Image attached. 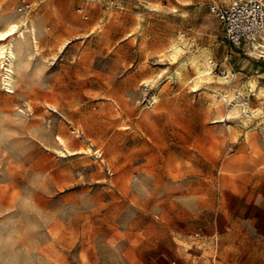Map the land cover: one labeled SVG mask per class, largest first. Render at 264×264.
<instances>
[{
    "label": "rangeland",
    "instance_id": "obj_1",
    "mask_svg": "<svg viewBox=\"0 0 264 264\" xmlns=\"http://www.w3.org/2000/svg\"><path fill=\"white\" fill-rule=\"evenodd\" d=\"M222 1L0 0V264H264V47Z\"/></svg>",
    "mask_w": 264,
    "mask_h": 264
},
{
    "label": "built area",
    "instance_id": "obj_2",
    "mask_svg": "<svg viewBox=\"0 0 264 264\" xmlns=\"http://www.w3.org/2000/svg\"><path fill=\"white\" fill-rule=\"evenodd\" d=\"M207 7L218 19L224 37L232 47L249 54L255 51L263 53L264 0H230L227 4L208 3Z\"/></svg>",
    "mask_w": 264,
    "mask_h": 264
},
{
    "label": "bare ground",
    "instance_id": "obj_3",
    "mask_svg": "<svg viewBox=\"0 0 264 264\" xmlns=\"http://www.w3.org/2000/svg\"><path fill=\"white\" fill-rule=\"evenodd\" d=\"M13 29H15V32H13ZM17 31H19L20 34H23V31L19 30V24L16 23V22H13V23L9 24L8 27L5 30L0 31V35L5 36L7 38V37L12 36L13 34H15ZM179 36H182V32H180ZM12 46H13L12 42L0 45V55L1 56H6V58L8 59L9 63H11L13 58H14V53L12 51ZM181 47H179V46H177L175 44L173 45V52L172 53H173L174 56H177L183 50ZM190 62H191L190 64L192 65V67L194 66L195 69H197V74L195 76H193L192 79H191L195 86H198L203 78L206 79V80H210V79L212 80V77H213L212 76L213 63L210 60V57H209L208 53H206L205 51H199V52H197V53H195V54H193L191 56ZM225 66H226V64H225ZM200 67H203V70H200ZM228 71L230 73L229 68H228ZM255 86H256V81L252 80L251 81V87L254 88ZM225 89L226 88H224L223 86H217L216 85V86L213 87V94H212L211 97L214 99V101H215V96H216L215 94H217V95L219 94L223 98H224V96H226L224 99H226L227 102H230V104H231L233 109L237 105L240 106L241 105V100L238 99L237 92L236 91H234V92H229L228 91V93L226 92L227 95H225V94H223V91H225ZM238 90H240V89H238ZM262 90L263 89L260 87L259 88V92H262ZM155 100L156 99L154 98V101Z\"/></svg>",
    "mask_w": 264,
    "mask_h": 264
},
{
    "label": "snow or ice",
    "instance_id": "obj_4",
    "mask_svg": "<svg viewBox=\"0 0 264 264\" xmlns=\"http://www.w3.org/2000/svg\"><path fill=\"white\" fill-rule=\"evenodd\" d=\"M13 32H15V29H13ZM6 39L5 36L0 35V42L4 41Z\"/></svg>",
    "mask_w": 264,
    "mask_h": 264
},
{
    "label": "crops",
    "instance_id": "obj_5",
    "mask_svg": "<svg viewBox=\"0 0 264 264\" xmlns=\"http://www.w3.org/2000/svg\"><path fill=\"white\" fill-rule=\"evenodd\" d=\"M230 0H227V1H222L221 4H227ZM262 45L264 46V42H262Z\"/></svg>",
    "mask_w": 264,
    "mask_h": 264
}]
</instances>
